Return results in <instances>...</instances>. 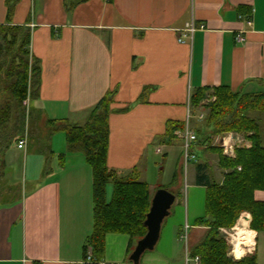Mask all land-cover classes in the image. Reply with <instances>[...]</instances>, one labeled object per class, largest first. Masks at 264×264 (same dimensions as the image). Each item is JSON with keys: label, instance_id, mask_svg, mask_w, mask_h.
Here are the masks:
<instances>
[{"label": "crops", "instance_id": "1", "mask_svg": "<svg viewBox=\"0 0 264 264\" xmlns=\"http://www.w3.org/2000/svg\"><path fill=\"white\" fill-rule=\"evenodd\" d=\"M71 1L19 0L14 6L11 23L30 28L28 49L40 69L38 91L26 111L83 125L104 94L115 90L107 166L121 175L135 170L148 184L150 202L158 188L175 195L154 247L137 264H185V226L188 252L206 230L195 224L205 213L206 185L197 183L198 175L220 184L226 172L218 155L197 141L183 188L180 131L186 124L195 129L202 123L199 114L204 117L190 95L220 85L234 92L264 91V0H77L68 10ZM6 3L0 0V24L8 21ZM191 21L195 29L189 33ZM238 32L244 41L235 40ZM251 115L264 144V114ZM168 122L183 127L169 135ZM56 132L63 133L62 150L51 145L39 171L27 173L25 166L16 183L0 188V264L90 261L85 245L93 226L92 170L81 152L67 151L64 132ZM1 161L4 167L3 155ZM4 174L0 167V181ZM14 188L12 198H4ZM111 192L108 183L107 200ZM253 196L264 201V190ZM250 230L254 243L240 246L243 256L255 252L260 264L257 238L264 231ZM138 239L130 243L127 233H106L101 262L134 264L129 255ZM233 251L228 255L237 259Z\"/></svg>", "mask_w": 264, "mask_h": 264}, {"label": "trees", "instance_id": "2", "mask_svg": "<svg viewBox=\"0 0 264 264\" xmlns=\"http://www.w3.org/2000/svg\"><path fill=\"white\" fill-rule=\"evenodd\" d=\"M19 0H7L6 23L0 24V142L3 138L22 137L24 115L29 112L23 103L31 91L35 96L39 87V64L30 55L28 44L30 28L23 24H12L11 15ZM77 0H72L68 10ZM212 90L215 100L210 102L202 123L195 128L197 141L209 147L215 136L228 131L242 133L249 145L235 149L234 157L218 152V163L223 169V181L218 184L198 175L197 183L206 185L205 213L196 225L206 230L198 243L190 249V256L199 257L200 264H256V254L252 252L240 259L228 255V245L220 233V228L231 227L243 211L250 212V228L264 231V201L256 200L253 192L264 190V144L260 138L259 125L252 112L264 114V91L257 93L234 92L228 86H204L190 95L192 106L197 107L205 92ZM115 90L106 92L90 112L83 125H72L65 120L42 117L40 110H30V118L36 124L41 119L48 127L47 144L42 147L46 159L51 156L50 136L55 131H63L67 151L81 152L92 170L93 226L86 238L90 246V261L84 264H103L104 237L108 232L127 233L130 243L146 232L143 221L150 207L148 184L136 176L135 170L121 175L106 164L109 136L110 103ZM20 109L26 114H20ZM14 120L12 130L8 123ZM166 129H181L183 125H171ZM173 126V127H172ZM211 126L210 133L201 140L204 129ZM175 136V135H173ZM27 142V133H26ZM1 145V144H0ZM219 150V149H217ZM1 169L3 163H0ZM239 167V168H238ZM205 180V181H204ZM112 185L111 197L106 198V185ZM87 255L85 256V258Z\"/></svg>", "mask_w": 264, "mask_h": 264}, {"label": "rangeland", "instance_id": "3", "mask_svg": "<svg viewBox=\"0 0 264 264\" xmlns=\"http://www.w3.org/2000/svg\"><path fill=\"white\" fill-rule=\"evenodd\" d=\"M33 96H34L33 93L31 91L29 92L28 90V95L25 98V102L28 105H30V100L31 98H33ZM1 100L2 99H0V101ZM214 100H215V96L213 95L212 90H208L207 92H205L202 100L200 101L197 107L198 108L202 107V109H204L203 113L206 114V112L208 111L206 109V106H208V104ZM25 108H26V105H25ZM24 112L26 114V111H23L22 109H20V114L21 113L24 114ZM13 123H14V120H11L8 123L7 126H9V130H12ZM191 127H192V124H191ZM210 131H211V126L210 127L205 126L204 133L201 137L202 142H203V139H205L206 136L210 133ZM25 132L27 133V142H26L25 148H17L16 144H17V139L19 138L17 135L12 136L10 139L4 137L3 141L0 142L1 144L0 145V155L1 156L3 155V161L5 164V166L3 167V172L5 174L3 178H1L0 188L7 187V190H8L9 185L11 184L13 185L14 183H16V181L22 175V170L25 166L27 168V173L29 170H32L33 172L34 170L35 172L39 171V168H42L43 166L44 154L42 152V147H44L48 141L46 139L49 134L48 127L44 124V122L41 119H39V121L35 124L33 119L30 118V111H29V115L28 114L24 115L23 127L20 129V133H22V135ZM51 137L52 139H51L50 147L52 145L55 151H61L62 150L61 147L63 145V139H64L63 133L56 132L52 134ZM229 137H231L229 141L231 147L228 148V151H225V148L227 146L225 145L224 141L225 139H228ZM48 144H49V141H48ZM248 145H249V141L243 136L242 133L228 131V132H223L215 136V138H213V141L209 147L215 148V149L211 148L210 150H213L217 155H218V152L221 151V153L226 155L227 157H234L235 149L239 147H245ZM201 146L203 147L205 146V144ZM25 156H26V159H25ZM181 161H182V156H181ZM191 162L192 161H189L186 164L181 162L182 164L180 165L183 188L185 187L186 183H189L190 181L189 168L191 166ZM14 194H15V188L12 192H9V191L6 192V194L4 195V198H10V197L12 198ZM221 229H223L222 232L225 234L224 236L229 238V236L226 235V233L232 231V227H222ZM225 229H227V231H225ZM224 240L226 241L228 245L227 250L229 253L233 247L231 243H229V239L228 240L224 239ZM248 246H252V244ZM257 253L259 254V257H260V264H264V235L262 234H259L257 238Z\"/></svg>", "mask_w": 264, "mask_h": 264}, {"label": "water", "instance_id": "4", "mask_svg": "<svg viewBox=\"0 0 264 264\" xmlns=\"http://www.w3.org/2000/svg\"><path fill=\"white\" fill-rule=\"evenodd\" d=\"M175 195L166 188H158L150 202L143 224L146 227L145 234L136 241V244L129 255V259L137 264L141 254L154 247L160 233L162 220L169 214L170 206Z\"/></svg>", "mask_w": 264, "mask_h": 264}, {"label": "built area", "instance_id": "5", "mask_svg": "<svg viewBox=\"0 0 264 264\" xmlns=\"http://www.w3.org/2000/svg\"><path fill=\"white\" fill-rule=\"evenodd\" d=\"M195 29V24L193 21H191L190 23L186 24V28L185 30H187L189 33H192ZM179 40H182L181 38H179ZM235 40L238 41V42H242L244 41V36L242 35V32H238L236 33L235 35ZM26 107H27V103L23 102ZM199 119H202L203 118V114H199ZM180 138L182 140V143H183V154H182V162L184 164H186L187 162L191 161V160H196V155L195 153L193 152V145L197 142V135H196V132L195 130L189 126L188 124H186V126L183 128L182 131H180ZM26 144V133L24 134V136L20 137L18 140H17V147L18 148H23ZM239 168V167H238ZM187 229H188V226H185L183 232L181 233L180 235V238L183 240L184 242V248H185V264H188L189 261H193L195 264H200V261H199V257L198 256H195V257H192L189 255V252H188V247H187ZM226 235H228V233H226ZM227 240L230 239V238H227L225 237ZM232 245V249L234 250V245L233 243H231ZM88 259H90V256L88 255L87 256Z\"/></svg>", "mask_w": 264, "mask_h": 264}, {"label": "clouds", "instance_id": "6", "mask_svg": "<svg viewBox=\"0 0 264 264\" xmlns=\"http://www.w3.org/2000/svg\"><path fill=\"white\" fill-rule=\"evenodd\" d=\"M231 137L225 139L224 143L227 146L225 151H228V148L231 147L229 141ZM246 217V219H245ZM252 220V215L250 212H242L236 219V222L231 226L232 231L228 232L229 243H233L234 251L236 253V258L239 259L244 255V249L240 247L241 244H253V237L255 233L250 230L249 225ZM227 231V229H225ZM251 251V248L248 249Z\"/></svg>", "mask_w": 264, "mask_h": 264}, {"label": "bare ground", "instance_id": "7", "mask_svg": "<svg viewBox=\"0 0 264 264\" xmlns=\"http://www.w3.org/2000/svg\"><path fill=\"white\" fill-rule=\"evenodd\" d=\"M246 245H251V244H246ZM241 247V246H240ZM241 248H243V247H241ZM234 252V254L236 255V253H235V251H233Z\"/></svg>", "mask_w": 264, "mask_h": 264}]
</instances>
